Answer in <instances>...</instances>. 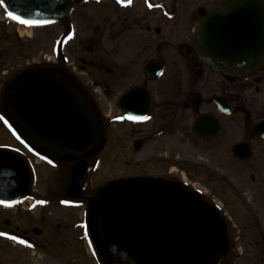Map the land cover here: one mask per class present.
<instances>
[{"label":"flooded vegetation","instance_id":"af4514ba","mask_svg":"<svg viewBox=\"0 0 264 264\" xmlns=\"http://www.w3.org/2000/svg\"><path fill=\"white\" fill-rule=\"evenodd\" d=\"M199 1L73 0L71 14L59 24L70 42L79 24L89 26L93 36L84 46L88 69L102 77L83 84L75 75L57 74L90 97L104 143L91 154L38 155L53 171L44 179L47 196L31 194L19 204L4 205L15 216L0 226V233L7 234L0 235V264H44V259L60 264L65 261L61 250L69 249L74 257L76 241L105 264H121L98 242L95 211L111 187L129 181L175 189L217 225L223 242L216 264H264V69L237 78L204 63L196 26L225 0ZM3 26L2 41L7 35ZM12 70L10 51L0 47V140L5 141L14 128L9 92L25 75L13 76ZM140 117L147 119H133ZM6 147L7 142L0 144ZM146 152L147 166L134 164ZM98 155L97 163L93 157ZM66 165L72 169L71 184L56 196ZM108 165H115L121 178L108 182L95 202L91 194L83 195L85 174ZM77 169L78 196L72 197ZM52 210L72 220L64 234L61 225L57 231L51 226Z\"/></svg>","mask_w":264,"mask_h":264},{"label":"water","instance_id":"95a60500","mask_svg":"<svg viewBox=\"0 0 264 264\" xmlns=\"http://www.w3.org/2000/svg\"><path fill=\"white\" fill-rule=\"evenodd\" d=\"M2 6L14 22L44 27L68 17L73 0H4ZM195 36L201 59L214 71L242 78L263 70L264 0L221 2L196 26ZM9 93L13 126L43 155L59 159L103 146L97 110L77 83L57 73H31ZM79 179L77 169L72 197L78 196ZM33 183L27 159L0 148V201L27 199ZM94 223L100 246L121 264H216L221 258L217 225L177 190L160 184L111 187L98 202Z\"/></svg>","mask_w":264,"mask_h":264},{"label":"rangeland","instance_id":"374dc122","mask_svg":"<svg viewBox=\"0 0 264 264\" xmlns=\"http://www.w3.org/2000/svg\"><path fill=\"white\" fill-rule=\"evenodd\" d=\"M207 2V1H205ZM212 4L210 1H208ZM198 5H202L201 0ZM209 5V4H208ZM197 6V5H196ZM205 8V7H204ZM67 24V22H65ZM7 29L6 39L4 41L0 40V47L8 49L11 55V66L13 76L16 74H31V73H40V72H48V73H67L72 74L77 77V80H80L84 84L91 82L92 79H99L102 77V74H95L93 69H88V55L84 52V46L93 34L88 31L89 26H84L79 24L77 29L76 36L74 37V41H69L67 37H64L66 34L65 27L63 24H55L47 27H26L19 24H15L13 22H9L8 18L0 7V27ZM62 59V60H61ZM90 74V75H88ZM87 77L89 80H87ZM119 129H115V132L118 133ZM8 143L12 149L19 151L23 156L29 158L31 164L34 168L35 173V184L33 187V191L31 194L39 195V196H47V192L45 190L44 179L46 176H52L53 171L49 169L45 164L41 162V158L38 156L39 154L31 148L29 145H26L23 140L18 139V135L12 129V137L10 141H5L3 139L0 140V144ZM149 152H146L142 155H138L136 159L133 160L134 164L139 163L140 167L143 168L147 166V159ZM82 158H77L76 160H81ZM100 156L93 157V160L98 163ZM38 162V164H34V162ZM129 169H123L124 173H127ZM65 173V174H64ZM71 174L72 169L70 165H66V168L63 170V182L58 186L59 192H57L56 196L60 194V190H63L61 194H63L68 186L71 184ZM121 176L119 172H117V168L115 165H108L106 167L99 168L98 170L85 174V180L83 184L86 186V192L83 195L91 194V197L94 198L95 202L98 201V195L104 189V186L108 182H112L120 179ZM88 191V192H87ZM82 194V193H81ZM46 216V211L43 212ZM14 211L8 212L6 210V206L0 204V226L5 222V220L11 221V218L14 215ZM79 212H77L74 216L78 217ZM65 214L60 211V213H56L52 210V219L50 217L49 221L57 231V226L61 225L63 228L60 233L64 234L65 230H68L70 227L71 221L63 218ZM75 217V218H76ZM49 218V217H48ZM76 221V220H75ZM65 229V230H64ZM2 232V231H0ZM3 239L0 238V244ZM61 246V245H60ZM75 255L71 257L68 250H61V253L65 257V261L60 260V264H105L104 260L99 257L98 254H102L100 250L93 251L97 252L99 258L91 256L88 250L85 247L84 242L76 241L74 243ZM62 247V246H61ZM2 245L0 246V252L2 253ZM94 254V253H93ZM29 260L30 258L27 257ZM100 260V261H99ZM44 264H53V260L49 259V261L43 260ZM109 261V260H108ZM115 262H111L110 264H114ZM246 264L247 262H242V264Z\"/></svg>","mask_w":264,"mask_h":264},{"label":"snow or ice","instance_id":"6c2138e0","mask_svg":"<svg viewBox=\"0 0 264 264\" xmlns=\"http://www.w3.org/2000/svg\"><path fill=\"white\" fill-rule=\"evenodd\" d=\"M121 2H123V0H121ZM128 2L130 3L131 0H128ZM4 3V0H0V4ZM152 5L150 4L149 7H151ZM7 15L9 17H13V13L12 12H8ZM15 19H19V17H14ZM25 23H27V21H25ZM133 119H147V117H140V118H133ZM0 203H3V201H0ZM67 203V202H65ZM0 235H7L6 233H0ZM13 239H16L15 237H13ZM22 243H27L26 241H21Z\"/></svg>","mask_w":264,"mask_h":264}]
</instances>
